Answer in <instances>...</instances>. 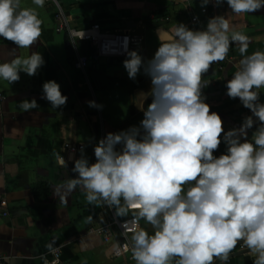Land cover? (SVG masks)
I'll use <instances>...</instances> for the list:
<instances>
[{
	"label": "clouds",
	"instance_id": "1",
	"mask_svg": "<svg viewBox=\"0 0 264 264\" xmlns=\"http://www.w3.org/2000/svg\"><path fill=\"white\" fill-rule=\"evenodd\" d=\"M32 3L42 8L45 0ZM208 3L201 0V7ZM214 3H226L231 15L264 9V0ZM20 5L21 0H0V38L16 46L0 62V81L8 85L19 81L20 73L36 75L44 65L39 52L27 58L17 55V49L36 44L42 24L35 9ZM229 28L225 16L209 18L203 31L175 24L167 39L158 33L159 47L146 64L136 51H127L125 38L123 67L129 79L141 69L150 77L152 103L138 128L108 133L96 143L95 163L83 156L74 160L75 178L56 190H82L88 204L114 208L117 217L134 209L133 222L143 219L153 230L151 235L143 228L133 230L130 244L123 245L135 264H214V258L227 261L241 241L255 256L252 264H264V103H259L264 52L244 55L248 36L236 31L229 35ZM233 43L243 58L225 83V94L238 98L251 116L225 132L220 116L204 103L201 76L225 59ZM42 99L53 109L67 101L51 80L42 85ZM19 107L29 111L38 105L33 99ZM257 121L259 127L248 140L247 131ZM65 135L70 134L65 130ZM222 142L226 152L216 157ZM54 155L59 168H66L65 159Z\"/></svg>",
	"mask_w": 264,
	"mask_h": 264
},
{
	"label": "crops",
	"instance_id": "2",
	"mask_svg": "<svg viewBox=\"0 0 264 264\" xmlns=\"http://www.w3.org/2000/svg\"><path fill=\"white\" fill-rule=\"evenodd\" d=\"M56 3L45 0L41 8L32 0H21L20 7L35 9L42 24L36 44L29 49H17V55L27 58L32 52H39L44 65L34 76L20 73L19 81L11 85L0 81V201L6 202L8 212L4 217L0 208V264H44L56 248L61 251L62 264H135L128 257H113L121 241L118 231L108 243L96 233L113 220L114 208L88 204L79 189L67 194L56 190L66 180L75 178L71 171L74 160L83 156L89 164L96 162L94 146L106 134L140 126L153 99L151 80L143 69L133 80L128 78L123 65L109 66L107 59L101 58L94 62L88 43L72 41L66 31H57L56 17L63 15L67 27L73 30L98 24L104 31L128 33L146 64L159 47V30L164 32L163 36L159 34L161 39H167L175 24L203 31L208 19L214 16H225L230 25L229 35L236 31L248 36L244 55L264 52V9L231 15L226 3L216 5L214 0L203 8L201 0H56ZM192 17H197V22L192 23ZM14 49L11 41L0 38V62ZM77 56L91 60L83 72L74 68ZM229 56L222 70L214 63L201 76V96L210 113L220 116L225 132L239 128L243 119L251 116L238 98L230 99L225 94L224 85L243 58L236 43L230 45ZM50 80L67 97L66 104L57 109L42 99V85ZM259 91V103H264V89ZM33 99L37 108L24 111L19 107L22 101ZM88 101L102 107H89ZM258 127L257 121L247 131L248 140ZM65 130L70 135L66 136ZM65 144H80L84 148L77 154H67ZM119 149L117 145L116 150ZM225 152L222 142L213 155L219 157ZM56 153L65 159L70 170L59 168ZM40 182L51 189L44 203H36L31 193V186ZM127 217L129 214L117 218ZM140 228L153 234L151 225L143 219ZM242 243L238 242L229 253L233 256L230 264H252L255 259L247 248L241 247Z\"/></svg>",
	"mask_w": 264,
	"mask_h": 264
},
{
	"label": "built area",
	"instance_id": "3",
	"mask_svg": "<svg viewBox=\"0 0 264 264\" xmlns=\"http://www.w3.org/2000/svg\"><path fill=\"white\" fill-rule=\"evenodd\" d=\"M46 2H52L57 5L56 0H46ZM205 13V10L201 11ZM57 20V31H66L68 37L74 41L86 42L89 44L90 48L97 53L98 58L101 59H109V58H125L127 57L125 51V38H127L126 49L127 51H137V47L134 44V41L131 39L128 33L121 32H108L101 29L98 24H92L90 27L84 30H73L67 27L66 21L63 18V15H58L56 17ZM191 22H197V17H192ZM83 33V37L81 38ZM230 60L229 51L227 56L223 61L217 62L216 67L218 70H222L223 66L226 62ZM90 58L85 56H77L74 62V68L78 71H84L90 65ZM83 145L80 144H65L64 150L67 154H77L78 152L83 150ZM6 202L4 200L0 201V208L4 211L2 212V216H8V212L6 211ZM134 209H129V217L125 219H118L117 217H113V220L103 225L99 229H97L96 233L101 237L104 243H108L111 241L116 231L119 232L121 241L119 246L113 253V257L115 259L120 258H129L132 259L131 251L125 252L123 249V245L130 244L129 235L132 234L133 230H138L140 228V220L138 223H134ZM128 223H125V222ZM123 225V226H122ZM61 251L59 248L54 249L48 254V259H45L44 264H62L61 262ZM233 256L229 255V259L227 261H220L217 258H214V264H230ZM1 261V258H0Z\"/></svg>",
	"mask_w": 264,
	"mask_h": 264
},
{
	"label": "trees",
	"instance_id": "4",
	"mask_svg": "<svg viewBox=\"0 0 264 264\" xmlns=\"http://www.w3.org/2000/svg\"><path fill=\"white\" fill-rule=\"evenodd\" d=\"M31 193L36 203H44L49 199L51 189L47 183L40 182L31 186Z\"/></svg>",
	"mask_w": 264,
	"mask_h": 264
},
{
	"label": "water",
	"instance_id": "5",
	"mask_svg": "<svg viewBox=\"0 0 264 264\" xmlns=\"http://www.w3.org/2000/svg\"><path fill=\"white\" fill-rule=\"evenodd\" d=\"M158 33L162 36L164 34V32L162 30H159ZM125 59H127V57H125V58H109V59H107V62H108L109 66H121V65H123V61ZM92 60L94 62H96L98 60V56H97V53L95 51H93V53H92ZM66 169L70 170L71 167L69 165H67Z\"/></svg>",
	"mask_w": 264,
	"mask_h": 264
}]
</instances>
